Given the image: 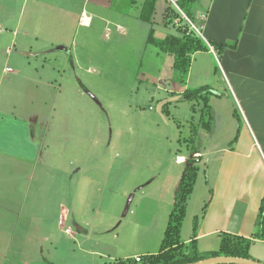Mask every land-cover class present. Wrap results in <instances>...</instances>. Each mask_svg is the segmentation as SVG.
<instances>
[{
	"label": "rangeland",
	"instance_id": "obj_1",
	"mask_svg": "<svg viewBox=\"0 0 264 264\" xmlns=\"http://www.w3.org/2000/svg\"><path fill=\"white\" fill-rule=\"evenodd\" d=\"M143 2L0 0V110L25 121L4 127L24 128L30 143L48 146L32 181L9 182L0 172V264H114L159 253L182 174L192 166L200 169L185 202L183 242L210 202L217 166L207 155L235 142L239 110L212 70L214 58L198 57L189 85L174 81L173 57L148 38L152 29L160 39L178 35L192 22L181 14L165 26L167 12L181 13L176 0H157L152 23L143 21ZM20 12L21 27L9 28L8 16ZM206 85L221 95L209 100L210 131L200 124L203 104L169 101ZM160 101H169L163 116ZM199 151L207 154L202 162ZM15 169L17 177L29 167ZM61 200L69 211L64 227ZM251 250L264 264V241L254 240Z\"/></svg>",
	"mask_w": 264,
	"mask_h": 264
},
{
	"label": "crops",
	"instance_id": "obj_2",
	"mask_svg": "<svg viewBox=\"0 0 264 264\" xmlns=\"http://www.w3.org/2000/svg\"><path fill=\"white\" fill-rule=\"evenodd\" d=\"M201 1L205 0L198 3ZM23 15L20 12L17 16H8L9 28L21 27ZM194 17L193 25L200 29L199 35L208 45L238 43L236 50H226L220 59L211 50L197 53L186 83L189 85L191 82L192 66L199 56L212 62L215 59L219 67L217 72L221 74V80H224V91L239 110L236 141L218 148L213 154L198 153L201 155V162L205 155L209 156V165L216 164L217 170L214 172L212 196L207 209L203 215H196L194 218V226L197 221L196 237L193 235V226L191 236L184 241L189 242L194 237L200 251L210 252L220 245L218 241L221 243L222 234L252 239L264 198V0H208L203 9L194 11ZM5 29L8 31V28ZM201 69L200 66L199 70ZM214 89L216 95L221 96L220 90ZM180 97H174L172 101L180 100ZM14 108L17 106L12 109ZM21 123L25 124L22 117L10 110H0V165H5V169L0 172L11 176L9 182L32 181L40 152L48 147L41 142L35 143L33 139V143H30L29 133L24 128L7 131L8 128L4 127L6 124L13 127ZM181 158L185 159L184 156H178L177 160ZM177 162L181 164V161ZM19 166L29 169L26 174H17L19 176L16 177L14 175L18 170L15 167ZM57 169L60 171L61 167L57 166ZM203 211L204 207L202 213ZM58 212L59 217L64 214L69 219V211L63 207L62 200ZM78 233L81 234V230ZM68 235L74 236V233L71 231ZM251 249L252 245L249 252L255 259ZM146 255L155 254H139L132 260ZM118 261L119 259L114 263Z\"/></svg>",
	"mask_w": 264,
	"mask_h": 264
},
{
	"label": "trees",
	"instance_id": "obj_3",
	"mask_svg": "<svg viewBox=\"0 0 264 264\" xmlns=\"http://www.w3.org/2000/svg\"><path fill=\"white\" fill-rule=\"evenodd\" d=\"M127 2L131 8L138 4L139 0H123ZM141 5L140 19L148 23H152L153 15L156 10L157 0H143ZM200 0H176L177 6L181 13L175 11L170 15L169 12L164 15L165 26L174 24L175 21H182L184 14L193 24L195 22L194 7ZM182 14V15H181ZM175 19V21L172 19ZM179 34H168L165 38L160 39L155 37L154 29H152L148 44L158 49L160 54H169L173 57L174 66V81L186 84L190 73L191 65L194 56L200 52H209L210 46L216 52L220 59L226 50H236L237 42L209 43V45L198 35L195 31L188 27L186 31H181L178 28ZM219 67H216V73ZM214 89L210 85L199 88H188L182 94L180 99L184 101L203 104L201 108V127L207 131L211 130L213 115L209 106V100L214 94ZM175 96V95H174ZM171 96V97H174ZM166 113V106L163 109V114ZM236 141V139H235ZM199 166H192L182 174L181 187L178 196L175 199L172 211L169 216V221L164 233V238L159 250L155 255H146L142 257V262L139 264H192L208 258L226 256V257H240L245 259H252L250 255V247L254 240L264 241V200L260 208L259 217L256 223V231L252 239H245L231 235L222 234L220 247L217 251L202 252L199 250L196 237L197 221L194 226V237L189 242L182 240V221L185 216V202L190 195L195 178L199 171ZM208 204L205 205L203 214L207 209ZM202 214V215H203ZM114 264H138L132 259L119 260Z\"/></svg>",
	"mask_w": 264,
	"mask_h": 264
},
{
	"label": "water",
	"instance_id": "obj_4",
	"mask_svg": "<svg viewBox=\"0 0 264 264\" xmlns=\"http://www.w3.org/2000/svg\"><path fill=\"white\" fill-rule=\"evenodd\" d=\"M173 99L169 100L172 101ZM169 101L161 102L158 106V112L160 115L163 116V107L166 105ZM192 264H263L259 261L252 260V259H245L240 257H226V256H219V257H212L208 258L196 263Z\"/></svg>",
	"mask_w": 264,
	"mask_h": 264
},
{
	"label": "built area",
	"instance_id": "obj_5",
	"mask_svg": "<svg viewBox=\"0 0 264 264\" xmlns=\"http://www.w3.org/2000/svg\"><path fill=\"white\" fill-rule=\"evenodd\" d=\"M83 24H85V21H83ZM191 25H192V28H193L192 30L195 31L199 35L200 34V29L198 27H195L193 25V23H191ZM2 31H3V29L0 26V32H2ZM210 50L213 53H216L211 46H210ZM7 71L8 72H12V69L11 68H8ZM195 156L198 158V157H200V154H195ZM181 159H182V162H184V159L183 158H181ZM66 221H67V216L64 215V214L63 215H60V217H59V224L64 227L65 224H66ZM65 233L70 234L71 233V230L70 229H65ZM134 261H135V263H138L139 264V263L142 262V257L141 256L135 257L134 258Z\"/></svg>",
	"mask_w": 264,
	"mask_h": 264
},
{
	"label": "bare ground",
	"instance_id": "obj_6",
	"mask_svg": "<svg viewBox=\"0 0 264 264\" xmlns=\"http://www.w3.org/2000/svg\"><path fill=\"white\" fill-rule=\"evenodd\" d=\"M85 21H89V19L88 18H85Z\"/></svg>",
	"mask_w": 264,
	"mask_h": 264
}]
</instances>
